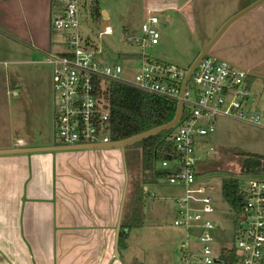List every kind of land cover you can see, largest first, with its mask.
<instances>
[{"label":"rangeland","instance_id":"rangeland-1","mask_svg":"<svg viewBox=\"0 0 264 264\" xmlns=\"http://www.w3.org/2000/svg\"><path fill=\"white\" fill-rule=\"evenodd\" d=\"M185 2V7L180 8ZM56 5L57 0H0L1 145L17 137L32 142V146L56 144L52 67L48 63L49 55L57 53L62 43L60 33L52 29L50 24ZM177 8L180 10L176 11ZM98 9V17L90 14L89 22L84 19L81 21V33L98 49L108 52L105 58L109 62H117L123 53L139 52L135 46L123 44L121 39L127 34L135 37L141 35L140 27L147 18L148 9L158 17L157 30L161 35L159 44L146 50L152 59L186 69L217 33L215 21L218 11H213L206 0H98ZM246 23L247 15L231 23L210 53L237 65H243L239 60L244 56L255 60L257 56L245 55L236 45V35ZM106 28L111 31L110 34L105 33ZM137 66L136 62L125 63L129 69H136ZM249 71L260 73L262 69L253 68ZM14 90L18 91L17 96L11 94ZM262 90L264 82L253 77L251 99L259 113H264L261 99H258ZM215 127L212 135L197 144L195 168L198 183L213 185L214 189L208 190V193L218 202L221 200L218 214L213 217L221 224L216 237L217 248L232 245V216L225 213L227 204L221 197V183L226 178L239 180L249 176L241 174V163L244 155L255 153L256 148L264 143V130L225 118H218ZM210 147L212 152L208 151ZM124 148L127 175L124 202L128 200L130 205L133 197L136 200L135 207H139L138 198L142 199V214L139 215L144 223L132 232L131 242L136 243V246L128 253L126 262L177 264L180 245L187 240L184 238L185 231L173 225L176 209L173 197L182 195L183 191L157 182L152 172L141 168V149L138 145L133 143ZM112 151L115 150L64 153L68 155L67 165L74 168L98 163L102 159L99 155ZM121 181L125 183L124 178ZM156 185L159 186L155 187L156 197H147L145 191Z\"/></svg>","mask_w":264,"mask_h":264},{"label":"built area","instance_id":"built-area-1","mask_svg":"<svg viewBox=\"0 0 264 264\" xmlns=\"http://www.w3.org/2000/svg\"><path fill=\"white\" fill-rule=\"evenodd\" d=\"M90 14L91 0H57L50 18L52 29L62 39L60 50L48 57L52 67L55 146L88 147L114 142L109 134V108L100 96L107 82L176 104L181 100V115L170 135L173 156L155 162L152 171L154 175L169 171L166 178L156 177L157 182L183 191L173 197V225L185 231L187 240L180 245L177 264H227L222 258L224 250L233 252V264H264V177L249 175L238 180L239 213L226 206V213L232 216V245L216 248L221 224L213 219L218 212L208 193L213 187L198 183L195 168L197 144L215 132L218 118L264 130V113L256 111L251 99L248 72L227 61L205 57L192 71L181 98L189 67L183 69L155 60L146 53L159 44L157 16L148 11L140 27L141 35H124L121 39L139 52L123 53L117 62H109L105 58L108 52L82 36L80 23L83 19L89 22ZM105 33L111 31L106 28ZM133 62L138 63L136 69L125 67V63ZM208 151L212 152V148ZM145 194L156 197L152 190Z\"/></svg>","mask_w":264,"mask_h":264},{"label":"crops","instance_id":"crops-1","mask_svg":"<svg viewBox=\"0 0 264 264\" xmlns=\"http://www.w3.org/2000/svg\"><path fill=\"white\" fill-rule=\"evenodd\" d=\"M254 1L206 0L213 11H218L215 32ZM186 3L180 8H184ZM263 4L240 17L247 15V23L236 35L239 49L245 55L252 54L257 58L251 61L244 56L239 60L243 65L222 58L248 72L250 93L253 77L264 82L263 77L254 75L264 76ZM253 68H261L262 71L250 72L249 69ZM11 94L17 96L18 91ZM263 94L262 90L258 99H261L264 112ZM52 146H32V142L17 137L9 140L8 144H0V151ZM109 149L115 151L99 155L102 158L100 162L74 168L66 163L68 155L64 152L67 151L0 154V264H127L128 253L136 246L131 242L132 232L144 223L139 215L140 225L130 230L125 248L118 249L120 225L122 222H135L136 200L132 197L130 205L128 200L124 202L127 184L123 158L125 148ZM252 154L264 156V143ZM158 185L147 191L153 189L156 194ZM213 200L219 211L221 200Z\"/></svg>","mask_w":264,"mask_h":264},{"label":"trees","instance_id":"trees-1","mask_svg":"<svg viewBox=\"0 0 264 264\" xmlns=\"http://www.w3.org/2000/svg\"><path fill=\"white\" fill-rule=\"evenodd\" d=\"M91 14L94 17L99 16L98 0H91ZM100 96L109 108V134L114 142L129 139L171 122L177 107L173 101L141 93L115 82L105 83V89ZM170 135L171 130H168L134 143L141 149V168L144 171L152 172L155 162L173 156ZM240 172L242 175H264V156L244 155ZM168 175L169 171H160L154 176L163 179ZM238 185V180L233 178H226L221 183V197L235 213H239L240 207L237 199ZM138 201L140 206L135 207V222H122L120 225L118 249L125 248L130 230L140 225L137 216L141 213L142 199L138 198ZM222 258L227 264H233L234 254L231 250H224Z\"/></svg>","mask_w":264,"mask_h":264},{"label":"water","instance_id":"water-1","mask_svg":"<svg viewBox=\"0 0 264 264\" xmlns=\"http://www.w3.org/2000/svg\"><path fill=\"white\" fill-rule=\"evenodd\" d=\"M262 3H264V0H255L250 5H248L247 7H245L244 9H242L240 11H238L235 15H233L232 17H230L222 25V27L217 31V33L215 34V36L200 51V53L197 55V57L194 59V61L190 65V67H189V69L187 71L186 77L184 78V81L182 83L181 94H180V97L181 98L183 97L184 90H185V85H186V82H187L188 78L190 77V75H191L192 71L194 70V68L196 67V65L203 58L210 57V58H214L216 60L225 61L221 57L215 56L212 53H210L211 48L216 43V41L218 40V38L220 37V35L223 33V31L232 22H234L235 20H237L241 16L245 15L246 13L252 11L253 9H255L256 7H258ZM232 66H234V65H232ZM254 75L264 78V76H261V75H257V74H254ZM181 110H182V101L180 100L177 103L175 116H174V118L172 119L171 122H169V123H167V124H165V125H163L161 127L155 128L153 130H150L148 132H145L143 134H140V135L131 137V138L126 139V140H123V141L112 142V143L105 144V145L88 146V147H62V146H52V147H49V148H37V149H26V150H8V151H0V154H11V153H18V152H23V151H26V152H28V151H31V152L32 151H80V150L109 149V148H119V149L122 150L125 146H128L130 144L136 143L138 141H141V140H143L145 138L151 137V136L156 135L158 133L171 130L174 127V125L176 124V122L179 120L180 115H181ZM126 181H127V176H126ZM118 228H119V224L117 226V231H118ZM116 245H117V237H116ZM116 255H117V253H116Z\"/></svg>","mask_w":264,"mask_h":264}]
</instances>
